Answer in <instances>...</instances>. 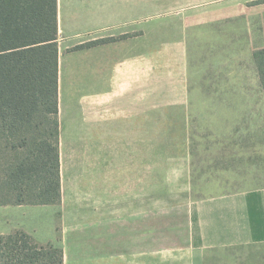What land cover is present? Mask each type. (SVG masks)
Segmentation results:
<instances>
[{
  "label": "crops",
  "instance_id": "1",
  "mask_svg": "<svg viewBox=\"0 0 264 264\" xmlns=\"http://www.w3.org/2000/svg\"><path fill=\"white\" fill-rule=\"evenodd\" d=\"M261 1L57 0L61 202L0 205V236L24 232L41 246L59 244L64 264H147L143 158L128 157V171L115 177V143L140 149L147 84L169 92L159 100L186 99L200 26L244 9L264 12ZM255 73L261 87L256 63ZM187 231L189 264L264 245V187L192 200Z\"/></svg>",
  "mask_w": 264,
  "mask_h": 264
},
{
  "label": "rangeland",
  "instance_id": "2",
  "mask_svg": "<svg viewBox=\"0 0 264 264\" xmlns=\"http://www.w3.org/2000/svg\"><path fill=\"white\" fill-rule=\"evenodd\" d=\"M199 34L186 99L159 100L169 92L147 84L139 102L146 129L140 149L115 143V177L128 171V157L139 151L144 159L147 264H189L192 200L214 190L264 187V98L253 60L264 45V12L244 9L241 17L200 26ZM43 230L51 236L48 222ZM208 264H264V245L211 252Z\"/></svg>",
  "mask_w": 264,
  "mask_h": 264
},
{
  "label": "trees",
  "instance_id": "3",
  "mask_svg": "<svg viewBox=\"0 0 264 264\" xmlns=\"http://www.w3.org/2000/svg\"><path fill=\"white\" fill-rule=\"evenodd\" d=\"M57 33V0H0V205L61 202ZM253 57L264 91V49ZM0 264H64V251L1 235Z\"/></svg>",
  "mask_w": 264,
  "mask_h": 264
}]
</instances>
